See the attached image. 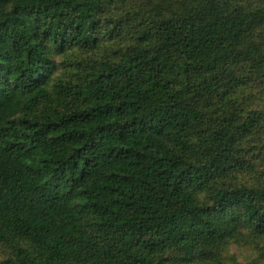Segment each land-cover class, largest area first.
Wrapping results in <instances>:
<instances>
[{"label":"trees","instance_id":"obj_1","mask_svg":"<svg viewBox=\"0 0 264 264\" xmlns=\"http://www.w3.org/2000/svg\"><path fill=\"white\" fill-rule=\"evenodd\" d=\"M0 264H264V0H0Z\"/></svg>","mask_w":264,"mask_h":264}]
</instances>
